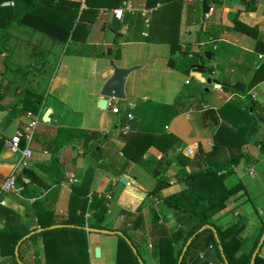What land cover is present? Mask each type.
I'll list each match as a JSON object with an SVG mask.
<instances>
[{"label": "crops", "instance_id": "0c3cea01", "mask_svg": "<svg viewBox=\"0 0 264 264\" xmlns=\"http://www.w3.org/2000/svg\"><path fill=\"white\" fill-rule=\"evenodd\" d=\"M203 1L164 0L158 3L159 7L157 4L153 8H146V0H86V9H83L84 12L77 19V27L68 43H55L44 36L49 40L52 50L61 48L60 56L65 55L67 60L62 70L52 77L48 96L42 98L44 100L46 97L44 101H47L49 109L46 111L47 121H44V116L41 120L42 99L39 92L29 86L20 88L14 83L16 75L19 83L24 78L31 81V63L16 67L11 64L14 56L11 43L17 37L14 30L18 31L19 38L26 31L25 27L18 25L19 27L12 26L6 30L9 35L2 42L12 53L7 70L3 64L5 54H0V186L14 170L16 163V155L7 145L10 137L16 131L27 128L31 121L29 113L38 117L37 126L40 120L44 123L39 131L34 130L32 157L26 166L31 168L35 178L30 180L24 176L19 185L16 183L23 188L20 197L13 193L2 195L5 206L0 208V228L19 225L32 229L35 219L32 221L30 216L33 213H38L40 217L46 215L44 218L53 221V226H56L70 218V207L74 202L77 206L79 199L86 201L87 206L93 194L105 198L110 195L109 211L115 205L118 211L124 210L133 216L139 213L142 215L143 230L140 234L149 241L152 230L148 228L149 222L152 225L156 218L158 225H162L164 220L170 229L175 228L176 231V227L179 228L173 223L172 213L159 198L184 188V184L178 182L182 174L200 167L219 169L230 164L233 172L231 175L235 174L242 183L245 176L254 175L255 167L264 164V154L261 152V146L264 145V122L260 118L264 117V79L256 77L257 82L244 94L252 79L255 80V69L264 60V55L260 53L254 54L256 59L247 58L244 54L255 53L257 41L264 43V0H253L252 5L250 0H210L215 10L207 21L203 18ZM7 4L10 3L6 2L2 6H8ZM115 9L124 11L122 19L114 17L112 11ZM96 12L98 16H95ZM138 14L144 23V30L136 33V41L128 42L130 34L134 35ZM99 16L103 18V23L98 22ZM235 21L251 28L256 37L235 27ZM207 22L214 26L217 40L229 45L227 49L216 53L217 44L213 43L214 39L205 41L202 38ZM95 25L99 30L103 28L93 36L91 30ZM28 31L33 34H29L27 41L31 45L34 42L30 38L41 34ZM207 45L214 50V54H210V60L205 57ZM66 49L67 53L64 52ZM203 54L205 63L199 57ZM49 57L51 58V54ZM46 59L44 53L38 54L36 61L40 65L32 67L37 72L41 71L40 67H43ZM110 61H114L119 68L136 69L126 77L124 99H110L108 101L111 104L102 109L99 106L102 99L100 94L113 74ZM201 67L203 72H200ZM248 67L251 68L247 70ZM74 70L84 72L78 75L74 74ZM85 80L92 83L91 90H87ZM236 83L245 85L243 93L232 88ZM71 84L83 91L76 90L73 99L64 91ZM27 93L33 94L36 109L34 106L32 109L25 107ZM50 93H53L52 96ZM84 96L88 100L91 98V104L83 105L79 102L76 105V100ZM229 104L233 105V109L226 110V118H223L220 110ZM113 107L123 109V112L113 113ZM15 113L16 116L9 117V114ZM125 113L133 116L131 122L135 125L134 130L131 129L132 134L127 136L121 133L123 121L127 122L124 120ZM59 128L82 130L90 140L84 143V139H73L57 153L62 173L55 176L60 175L62 180L56 186L38 164L49 161L51 154L46 148L45 140L53 137ZM220 128L224 129L222 133L218 132ZM130 135L139 137L135 141L137 149L133 158L126 153ZM167 135L175 138L171 141L174 154L169 151L170 154L165 155L153 144L144 147V142L150 143L158 138L163 140ZM162 142V147L171 143L169 140L168 143L166 140ZM21 169L15 171V176ZM229 176L225 183H234L229 180ZM122 177L126 180L125 184L119 181ZM160 178L166 179L170 186L155 198L149 192ZM259 182L261 188H264V179L260 178ZM48 185L49 189H58L52 195L54 200L47 198ZM262 193L261 198H256L260 201L254 208L257 221L253 225L256 228H260L264 222V189ZM241 195L232 198V214L226 213V208L213 217L218 225L225 226L237 217L246 220L247 217L237 210L246 199L245 192ZM43 208L52 212L45 213ZM115 214L117 216L119 213ZM86 215L87 222L90 213L87 211L84 217ZM117 217L123 223L124 218ZM112 222L107 218L102 225L117 229V225ZM165 229L168 231V228ZM87 233L91 258L93 249L100 246L94 244L95 240L89 237L93 233ZM209 245H212L211 237H201L190 251L187 263L190 264L193 260L197 264H208L210 261L217 263L214 249L209 250ZM20 252L28 264H44L45 252L41 239L36 243H24L20 246ZM200 252L204 253V260L197 259ZM103 255L104 251L100 247L101 259ZM8 257L0 256V264H8ZM150 259H153L152 256Z\"/></svg>", "mask_w": 264, "mask_h": 264}, {"label": "trees", "instance_id": "16d2710c", "mask_svg": "<svg viewBox=\"0 0 264 264\" xmlns=\"http://www.w3.org/2000/svg\"><path fill=\"white\" fill-rule=\"evenodd\" d=\"M164 0H146L145 7L153 8L159 2L162 3ZM11 2H21L23 7L16 10L13 7L2 6L5 3ZM250 4H254L253 0H250ZM252 8V7H251ZM251 8H249L251 10ZM253 9V8H252ZM59 13H55V12ZM84 12L81 9V3L78 1L71 0H0V54H5L3 64L5 70H7L9 65V58L11 56V51L2 39L9 35L6 32L12 26H22L25 29L31 30L34 33H39L45 37L50 38L53 42L59 44L68 43L69 39H72L74 29L77 27V19ZM64 15H60V14ZM68 15V20L66 19ZM137 15V21L134 26L133 33L127 38V41H136V35L139 31L144 30V23L142 19ZM235 27H239L244 32L250 33L256 37V33L251 28L240 24L235 21ZM116 31V30H115ZM137 33V34H136ZM202 38L207 41L208 39H214V44H217L216 53L220 50L227 49L229 45L222 41L217 40V33L214 30V26L207 22L205 31L202 34ZM142 39V38H140ZM208 51L213 55L214 50L208 48ZM239 51V50H238ZM65 53L68 52L64 51ZM255 53H244L247 58H257L254 54L260 53L264 55V43L257 41L255 44ZM197 57V55H196ZM200 59L205 63L206 60L203 55H199ZM195 65V64H193ZM259 66L255 69L254 79L249 83V87L246 88L244 94L247 90L251 88L256 82L257 78L259 80L264 79V60L258 64ZM199 67V66H198ZM251 67H248L249 70ZM18 69H14L16 71ZM24 102L34 106L33 94L27 93L26 100ZM233 105L229 104L224 106L220 110V114L223 118H226L225 112L228 109H233ZM252 107V106H251ZM235 108V107H234ZM34 109L36 107L34 106ZM253 109V108H252ZM1 110V108H0ZM123 112V109H120ZM23 112V111H22ZM16 116L15 114H9V117ZM125 121H127V113H125ZM264 122V117H260ZM123 125L125 122L123 121ZM130 128L134 130L135 125L133 122L130 123ZM223 128H220L218 132L222 133ZM132 134V132H131ZM129 144L126 147V153L130 158L134 157L136 151L135 141L139 139L135 135H130ZM73 139H84V143L89 142L90 138H87V133L82 130L59 128L56 130L53 137L45 140L46 148L49 149L51 157L48 162L38 164L44 169L45 174L51 180L52 184H58L62 179L55 176L61 172L60 165L58 164L57 153L60 149L67 143L71 142ZM166 140L168 143L174 141L175 138L167 135V137L156 139V141L144 142V147L148 145H156L158 149L161 150L165 155H169L170 152L174 154L173 143L171 142L169 146L162 147V141ZM133 141V142H132ZM135 142V143H134ZM133 143V144H132ZM161 146V147H160ZM52 148V149H51ZM47 151V152H48ZM170 151V152H169ZM143 152V150L141 151ZM261 152L264 154V145L261 146ZM225 170L224 172H222ZM233 172L230 169V164L225 168H198L190 173H184L178 178V182L184 184V188L180 191L173 193L168 196L160 197L159 199L166 205L169 211L173 215V223L179 228L174 233H169L165 227L158 225L157 218L152 221L150 231V248L151 256L156 259L158 264H177L178 259L182 253L183 247L187 241L194 235L190 245L187 247L180 264H188L187 257L190 251L195 247L197 242L204 235H209L211 237V242L214 247L215 256L219 258L222 262L221 254L219 251V245L223 251V255L228 264H250L251 256L259 242V239L264 230V222L260 227V231L254 241L253 246L250 250H242L246 238H242L243 230L245 228V222L242 217H237L234 221L230 222L226 226H220L213 219L215 215L225 210L228 206V202L232 198H237L239 191L243 188L240 180L237 183H225V179L231 175ZM27 176L30 180H34L35 176L32 173L31 168L23 167L20 173L16 176V183L19 185V181ZM80 185H75L78 187ZM169 183L166 179L160 178L157 180L155 186L149 192L152 197H157V195L169 187ZM49 189V185L46 186ZM57 188L49 189V194L47 198H52L54 193H57ZM87 190V189H86ZM243 194V193H242ZM243 196V195H241ZM76 201V200H74ZM76 204V202H74ZM75 204L71 205L70 218L57 223L61 225L50 229L51 226L55 225L53 221H47L46 215L42 217L38 216V213H33L30 216L33 223V228L29 229L22 226H5L0 228V256L8 255V264H28L23 260L20 246L28 241L36 243L38 239H41L44 244V264H88L89 253H88V240H87V228L95 229H107L112 231H120L123 234L119 236L124 244V250L120 253L117 260V264H139L138 258H140L145 263V260L141 254V247L146 241L140 232L143 230V218L139 213L136 216L133 214L120 210H116L123 216L124 220L122 227L113 229L111 227L103 226V222L109 217L108 201L105 197H99L96 194L91 196V200L86 206V201L78 200L77 206ZM86 206V207H85ZM0 208H2L0 206ZM45 208H43L44 210ZM78 212L76 213V211ZM45 213H51L52 211L46 209ZM90 213V218L86 222L84 215L86 212ZM140 211V210H139ZM76 213V214H75ZM117 214V215H119ZM209 227H213L217 234V239L219 245L217 244L214 234ZM204 228L202 232H198L199 229ZM39 230V232H37ZM33 233L29 239L21 242L17 257L15 256L16 245L21 241L23 237ZM85 238V239H84ZM129 240L131 245L135 248L136 254L133 253L131 247L126 242ZM175 243H179L180 247L177 249L174 247ZM264 244V243H263ZM260 247L259 252L261 251ZM4 251L6 253H4ZM259 254V253H258ZM198 259V258H197ZM40 263V262H39ZM190 264H197V261L193 260ZM205 264V263H204ZM217 264V263H216ZM223 264V262H222ZM254 264H264V258L259 255L256 256Z\"/></svg>", "mask_w": 264, "mask_h": 264}, {"label": "rangeland", "instance_id": "374dc122", "mask_svg": "<svg viewBox=\"0 0 264 264\" xmlns=\"http://www.w3.org/2000/svg\"><path fill=\"white\" fill-rule=\"evenodd\" d=\"M10 7H13L14 9L18 10L20 8L23 7V4L21 2H11L10 3ZM55 12V11H54ZM57 13V12H55ZM59 14V13H57ZM60 15H64V14H60ZM95 16H98V12H96ZM150 18V16H149ZM151 19V18H150ZM149 19V20H150ZM103 23V18L101 16L98 17V22ZM19 27V26H16ZM102 28H98V26H93L92 30H91V35H95L99 32L102 31ZM26 31H24V33L21 35L22 37L18 38V31L14 30L15 34H17V37L14 38V40L11 43L12 46V51L14 53V56L12 57L13 61H11L12 66L15 65L14 67H16L17 65H29L31 63V68L32 71L30 72L29 75V79L31 80L30 82L26 81V79H22V83H19L17 81V79H19V77L16 75L17 79L14 82L15 84H18L20 86V88H25L29 86V88L31 89H35V92H39V94L41 95V99L44 98V96H48V89H49V85L51 84V79L54 76V74L59 73L62 70V66L65 64L66 60V56L65 55H61V48H57L56 50H52V46H50V42L49 40H47L44 36L41 35H35L34 37L32 36L30 38V40L32 42H34L31 47V45L27 44L28 40V36H29V31L28 29H25ZM33 35V34H30ZM9 41V40H7ZM206 48H210V45H207ZM12 53V52H11ZM40 53H44L45 57L47 58L46 61L44 62L43 67L41 66L40 69L41 71H36L34 67V65H40L38 61H36L37 55ZM51 54V58L49 57V55ZM60 57V58H59ZM49 58V60H48ZM240 68V67H239ZM3 71V68L2 70ZM84 71H79V70H74V74H80L83 73ZM15 74V73H14ZM85 86H87V90H91V86L92 83L90 82V80H85L84 83ZM79 87L77 85L71 84L68 85L64 91H67L69 93V95L71 96V99H73V96H76L75 93H77L76 90H78ZM79 91L81 92L82 90L79 89ZM83 92V91H82ZM53 93H50V95ZM84 94V93H83ZM52 96V95H51ZM45 97V99H46ZM44 99V100H45ZM42 99L41 103H42V117L41 120L43 118V116L45 115L46 111H48V105H47V101H44ZM49 100V98H48ZM52 100V99H51ZM89 100H91V98H89ZM88 100L87 97H82V99H77L76 100V105H79V102H82L83 105H88L91 104V102ZM88 101V102H87ZM25 107L27 109H32V103L30 102V104L25 103L24 104ZM63 105V104H62ZM37 114V113H36ZM35 114V115H36ZM39 122L38 126L36 127L35 131H39L41 129V124H43L44 122L41 121ZM247 175V173L245 174ZM264 179V164L255 167L254 168V175L251 177L249 175L245 176L242 180V185L244 186V189H241L239 191V195L240 196L243 192H245L246 195V199L244 200L243 203H241V208L237 207L238 211H241L242 216H246V220H244L245 222V229L242 232L243 234H241L242 238H246V242H244L243 246H242V250H250L251 247L254 244V241L260 231V228H256L253 225V222L257 221V214L254 210L255 207L258 206L259 201L256 200V198L258 197H262L263 196V189L261 188V186L259 185V179ZM229 180L233 181L234 183H237L239 181V178L237 176L231 175L229 176ZM241 182V181H240ZM112 204L113 201H112ZM109 207H110V203H109ZM108 207V209H110ZM111 211H110V215L108 217V219H110V221L113 224H116V228H120L122 227V223L121 220L117 217L119 215L116 216V210L117 207L115 205L111 206ZM233 204H232V199L229 200L228 202V206H227V210L226 213L229 212V214H232L231 211L233 210ZM249 209V211H248ZM236 210V209H235ZM234 210V211H235ZM246 211V212H245ZM248 211V212H247ZM123 221V220H122ZM163 224L161 226H165L166 228H168V231H170V233H174V229H170L166 222L164 220ZM121 224V225H120ZM228 225V224H227ZM226 226V225H225ZM113 228V227H111ZM148 228H151V221L149 222V226ZM176 229H178L176 227ZM150 231V230H149ZM146 231H144V235H145ZM95 241L94 244L99 245L102 249V251H104V257L101 259L100 257H96L95 254V248L93 249V254H91V258L89 256V262L88 264H117V260L120 256V253L123 252L124 250V244L121 240V238L118 235H111V234H101V233H93L90 234ZM249 236V237H248ZM88 237V235L86 236ZM144 237V236H143ZM148 238V237H146ZM85 239V238H84ZM88 240V238H87ZM89 242V240H88ZM17 246V245H16ZM100 247L99 250H100ZM174 247L177 249L178 247H180L179 243H175ZM264 244L263 247L261 249V251L259 252V256L264 258ZM125 251V250H124ZM263 251V252H262ZM141 254L145 260L146 264H158L157 260L155 259H150L151 258V248H150V242H145V244L142 246L141 249ZM217 264H222L221 260L219 258H217Z\"/></svg>", "mask_w": 264, "mask_h": 264}, {"label": "built area", "instance_id": "2783aa9c", "mask_svg": "<svg viewBox=\"0 0 264 264\" xmlns=\"http://www.w3.org/2000/svg\"><path fill=\"white\" fill-rule=\"evenodd\" d=\"M81 3V9H86V0H75ZM8 5V4H7ZM10 5V4H9ZM158 7L160 4L157 5ZM214 6L210 5L208 12L204 14L203 18L205 21L209 20L212 14L214 13ZM114 17L116 19H122L124 11L122 9H115L112 11ZM107 104L110 105L111 102L107 101ZM112 112L116 114H120L121 110L118 107H113ZM29 117H31V121L28 124L27 128L24 129V131H16L14 135L10 137V139L7 142L9 150L16 155V163L14 170L8 175V177L4 180V182L0 186V206H5V201L2 198L3 194L7 193H13L16 196H21V193L23 191L22 187H19L16 184V176L15 171L19 170L23 167L27 166V161L32 157V140H33V133L37 126V121L39 120L38 117L33 116L32 114H28ZM37 118V119H36ZM133 120V116L131 114H127V122L125 125L121 128V133L125 136L129 135L132 130L130 128L129 122ZM107 201H111V196H106ZM109 207V204L106 205ZM120 218H123L122 215H119ZM87 218V215L85 216V219ZM87 228V227H85ZM209 250H213V245L208 246ZM199 260H204L205 255L204 253L200 252L197 255ZM208 264H216L215 262H208Z\"/></svg>", "mask_w": 264, "mask_h": 264}, {"label": "water", "instance_id": "95a60500", "mask_svg": "<svg viewBox=\"0 0 264 264\" xmlns=\"http://www.w3.org/2000/svg\"><path fill=\"white\" fill-rule=\"evenodd\" d=\"M211 5L210 0H204L202 3V13L203 15L205 13L208 12L209 6ZM119 36V35H117ZM108 54L110 53L109 51L107 52ZM210 52H205V57L207 60H210ZM110 65L113 68V74L111 75V77L106 81V83L104 84L102 91H101V97L102 99L99 102V106L102 109H105L107 106V101L110 99H114V100H122L125 97V93H124V85H125V80L126 77L128 76L129 73H131L134 69L136 68H119L115 65L114 61H110ZM207 66V64L205 65ZM40 67V66H38ZM200 72H203V67L200 68ZM232 88L240 93H243L245 90V85L241 84V83H236L232 86ZM47 116H48V112L44 115V121H47ZM119 181L122 184L126 183L125 178H120ZM61 225H56V226H51L50 229L56 228V227H60ZM213 234H214V238L217 242V244L219 245V241L217 239V234L215 232V229L213 227H209ZM204 228L199 229L198 232H202ZM85 230L89 233H101V234H111V235H118V236H122L123 234L120 231H112V230H107V229H95V228H85ZM37 232H39V230H37ZM33 233H30L29 235H26L25 237H23L21 239V241H19V243L17 244L16 248H15V256L17 257L18 254V246L21 244L22 241L28 239ZM194 237V235L187 241V243L185 244V246L183 247L182 253L178 259V263L180 264L182 261V257L187 249V247L190 245L192 238ZM126 242L129 244V246L131 247L132 251L134 254H136V250L135 248L131 245V243L129 242V240L126 239ZM264 243V230L262 232V235L259 239V242L251 256L250 259V264H254L255 262V258L259 253L260 247L262 246V244ZM219 251L221 254V258H222V262L223 264H228L224 255H223V251L220 248L219 245ZM95 254L96 257H100V250L99 248H95ZM138 262L139 264H143L142 260L140 258H138ZM19 264H22L21 262L18 261Z\"/></svg>", "mask_w": 264, "mask_h": 264}]
</instances>
